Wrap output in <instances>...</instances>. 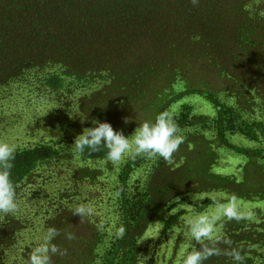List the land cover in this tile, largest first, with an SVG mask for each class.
<instances>
[{"label": "rangeland", "instance_id": "374dc122", "mask_svg": "<svg viewBox=\"0 0 264 264\" xmlns=\"http://www.w3.org/2000/svg\"><path fill=\"white\" fill-rule=\"evenodd\" d=\"M255 6L261 19L257 36L240 49L250 58L264 51L260 47L264 43V0H255ZM230 31L223 27L222 40L216 38L221 55L214 53L205 60L194 55L191 59L150 57L142 63L146 59L151 64L137 70L130 67L131 61L141 58L118 62L120 57L113 58V70L125 73L133 85L110 86L116 97L126 94L103 102L99 109L88 104V113H83L80 97L76 98L79 112L64 108L60 128H40L32 114L17 120L4 141L24 146L33 141V135L40 133L50 140L58 131L66 156L44 167L33 184H28L29 210L21 209L24 201L19 199L15 214H1L0 236L5 237L10 223L21 229L10 234L8 244H0V264H28L48 228L59 231L53 243L67 249L65 256H52L51 264H140L145 257V264H182L193 248L211 246L207 241L189 242L186 221L199 214L215 216L219 205L233 200L236 216L220 215L215 221V247L220 254L205 264H234L227 254L233 249L241 253L243 264H264V85L253 88V76L228 66L235 54L234 48L225 47L232 37ZM183 62L191 64L186 67ZM176 64L184 70L175 68ZM105 87L87 92L97 95ZM44 107V114L55 109ZM162 112L173 116L185 137L172 165L162 158L143 156H129L117 165L107 158L89 160L74 155L75 138L93 127V119L110 123L127 137L141 122L154 121ZM61 200L62 204L71 200V204L53 212ZM43 202L48 208L40 210ZM80 204L90 205L93 214H73ZM57 218L58 222H52ZM62 219L67 225L60 223ZM120 227L125 229L122 238L117 235ZM67 233L75 239L68 240Z\"/></svg>", "mask_w": 264, "mask_h": 264}, {"label": "trees", "instance_id": "16d2710c", "mask_svg": "<svg viewBox=\"0 0 264 264\" xmlns=\"http://www.w3.org/2000/svg\"><path fill=\"white\" fill-rule=\"evenodd\" d=\"M259 16L255 0H225L223 6L222 0H0V140L11 133L17 120H26L29 114L36 117L40 128H60L64 108L79 112L76 98L80 97L83 113H88V104L95 110L103 102L122 97L126 93L116 97L110 86L133 84L125 73L113 70V58L120 57L118 62L139 57L130 67L140 70L151 64L146 59L142 63L144 58L178 55L191 59L194 55L205 60L214 53L218 56L222 46L215 41L222 40L223 27L232 34L225 47L235 51L228 66L253 76V88L263 86L264 51L253 58L240 52L257 36ZM174 67L182 68L180 64ZM103 84L107 86L103 91L110 90L107 94H89L90 88L102 89ZM78 90L81 92L76 95ZM45 105L54 107V113L44 114ZM54 133L50 140L39 133L26 145H17L10 178L17 200L24 201L23 211L29 210L32 202L25 192L28 184H33L44 167L66 156L59 132ZM106 154V148L85 149L81 156L101 160ZM62 200L53 212L71 204V200L62 204ZM45 208V202L40 204V210ZM67 222L60 220L63 226ZM18 227L10 223L0 244H8L10 234L20 231Z\"/></svg>", "mask_w": 264, "mask_h": 264}, {"label": "clouds", "instance_id": "9594fccd", "mask_svg": "<svg viewBox=\"0 0 264 264\" xmlns=\"http://www.w3.org/2000/svg\"><path fill=\"white\" fill-rule=\"evenodd\" d=\"M196 0H193L195 3ZM86 117L81 120L82 122ZM129 121L126 119L125 123ZM93 127L85 128L82 134L75 138L73 149L74 155L79 156L88 149L92 152L107 149L106 158L113 164H120L129 156H143L147 159L162 158L167 164H174V153L180 145L184 143L183 130L168 112H162L155 117L154 121H143L135 129L131 136H125L122 131L115 130L108 122H101L99 119L91 121ZM17 152V145L0 140V214H15L19 205L15 186L10 178L13 161ZM218 213L209 217L206 214H199L194 218H189L186 223L188 231L186 238L197 243L207 241L201 249L193 248L183 258L182 264H205L211 256L219 255L220 249L215 247L218 240L216 236L215 221L220 215L232 218L236 216L235 202L228 205H219ZM78 216H90L93 208L87 204H80L75 207L74 213ZM125 234L124 227H120L118 237ZM59 235L55 228H48L38 245L32 250L28 264H51L54 255L65 256L67 249H61L54 239ZM68 240L75 239L72 233H67ZM234 264H243L241 253L233 249L230 253ZM147 257H145V260ZM142 260L140 264H145Z\"/></svg>", "mask_w": 264, "mask_h": 264}]
</instances>
